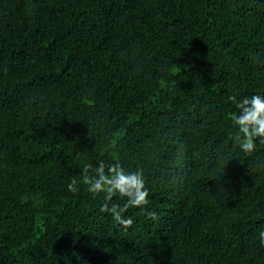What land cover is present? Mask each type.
<instances>
[{
    "label": "trees",
    "instance_id": "obj_1",
    "mask_svg": "<svg viewBox=\"0 0 264 264\" xmlns=\"http://www.w3.org/2000/svg\"><path fill=\"white\" fill-rule=\"evenodd\" d=\"M252 94L264 0H0V264H264ZM99 160L143 168L155 219L67 190Z\"/></svg>",
    "mask_w": 264,
    "mask_h": 264
},
{
    "label": "clouds",
    "instance_id": "obj_2",
    "mask_svg": "<svg viewBox=\"0 0 264 264\" xmlns=\"http://www.w3.org/2000/svg\"><path fill=\"white\" fill-rule=\"evenodd\" d=\"M227 99L238 110L234 114L236 131L233 140L244 153H251L256 147V140L264 143V95L252 94L243 97L229 95ZM80 181L76 179L67 183L71 193L80 191L79 183L86 185V191L96 198L103 194L100 206L102 213H108L117 224L128 229L133 218L126 215L128 208H139L147 217L155 219L156 212L149 210L150 189L146 185L144 170L141 167L125 169L118 162L99 160L95 166L85 163L80 171ZM118 196L123 203H117L113 197ZM260 243H264V228L258 231Z\"/></svg>",
    "mask_w": 264,
    "mask_h": 264
}]
</instances>
